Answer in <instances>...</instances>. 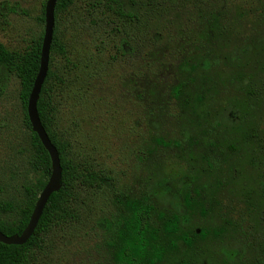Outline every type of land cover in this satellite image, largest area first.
Segmentation results:
<instances>
[{
    "label": "rangeland",
    "instance_id": "374dc122",
    "mask_svg": "<svg viewBox=\"0 0 264 264\" xmlns=\"http://www.w3.org/2000/svg\"><path fill=\"white\" fill-rule=\"evenodd\" d=\"M46 1L0 0V43L24 52ZM120 1L132 22L89 14V0L60 22L54 128L111 180L76 191L78 223L50 231L37 264H114L104 220L141 197L191 242L172 239L162 264H264V0ZM19 90L0 72V204L35 179Z\"/></svg>",
    "mask_w": 264,
    "mask_h": 264
},
{
    "label": "trees",
    "instance_id": "16d2710c",
    "mask_svg": "<svg viewBox=\"0 0 264 264\" xmlns=\"http://www.w3.org/2000/svg\"><path fill=\"white\" fill-rule=\"evenodd\" d=\"M75 0H58L54 9V29L49 52L48 73L41 88L37 102L40 122L52 145L56 148L61 167V187L53 193L38 221L31 238L22 246L0 243V264H37L38 252L42 250L43 240L55 229L73 226L80 219V212L75 202L79 188L100 190L110 182V176L93 169L90 165L79 162L71 156L62 144L54 125L58 115L56 97L62 92L63 77L52 71L53 60L67 59L66 44L62 40L60 22L62 16ZM44 8L37 21L43 25L39 36L33 40L24 52L8 50L0 43V72L15 76L19 82V101L24 110L25 126L29 131L30 156L28 167L35 175L34 182L26 185L22 197L16 201L0 204V233L7 237L21 235L27 226L35 203L51 175V161L36 134L31 131L26 107L39 71L42 40L44 35ZM99 11L103 15L125 22H132L133 14L124 10L120 0H89L88 13ZM181 89H173V96L178 98ZM163 147L176 146L175 143L156 140ZM187 197V196H186ZM121 212L115 219L104 220V232L109 239L108 246L114 264H162L176 246L172 239L181 240L191 245L181 234L180 219L177 215L167 216L155 211L147 197L124 200ZM185 199V205H189ZM156 213V220L153 214ZM208 233L202 232L205 238ZM184 264V263H180Z\"/></svg>",
    "mask_w": 264,
    "mask_h": 264
},
{
    "label": "water",
    "instance_id": "95a60500",
    "mask_svg": "<svg viewBox=\"0 0 264 264\" xmlns=\"http://www.w3.org/2000/svg\"><path fill=\"white\" fill-rule=\"evenodd\" d=\"M57 1L58 0H47L45 3L44 35L42 40L40 66L26 107L27 118L31 126V131L37 135L43 148L49 155L51 161V175L44 189L40 193L29 222L21 235L7 237L0 233V243L4 245L22 246L31 238L50 196L53 193L58 192L61 187V167L59 156L56 148L52 145L50 139L48 138L37 113V102L41 88L48 73L49 52L54 29V9Z\"/></svg>",
    "mask_w": 264,
    "mask_h": 264
}]
</instances>
